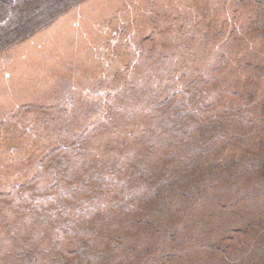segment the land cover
<instances>
[{"label": "rangeland", "instance_id": "obj_1", "mask_svg": "<svg viewBox=\"0 0 264 264\" xmlns=\"http://www.w3.org/2000/svg\"><path fill=\"white\" fill-rule=\"evenodd\" d=\"M253 2L85 0L0 52V264H261L259 226L207 244L264 220Z\"/></svg>", "mask_w": 264, "mask_h": 264}, {"label": "trees", "instance_id": "obj_2", "mask_svg": "<svg viewBox=\"0 0 264 264\" xmlns=\"http://www.w3.org/2000/svg\"><path fill=\"white\" fill-rule=\"evenodd\" d=\"M83 1L85 0H0V52L26 40L36 32L47 28L59 16ZM253 3L257 4L261 8H264V0H254ZM252 25H255V21L251 22L250 26ZM262 102L264 103V101ZM257 106L263 107L262 104H257ZM199 139L200 138H196L195 142ZM253 163V165H256L254 172L256 171V173H258L260 170V172L264 173V159H262V157H259L258 159L255 158ZM198 165L202 166L203 163H198ZM199 166H195V170H193L195 172V178L198 177L202 171L199 169ZM175 182L180 185V187H184L178 179H176ZM180 192L182 194L186 193L184 191ZM263 224L264 220L260 217L257 220L248 221L243 229H226L223 231L220 238L212 237L211 241L207 242L206 240V242L211 249L220 250L222 247L218 248V244L222 245L223 241L231 242L230 238L234 237L235 234L245 236L247 233L254 232V230L251 229H254L255 226H259L258 230L254 233L258 238L263 236L261 240L262 245H260V247H264ZM236 226L241 227L240 224H237ZM122 229H125V225H123ZM213 231L214 227L210 232L212 233ZM133 238L136 239L131 240L129 250L127 249L123 253L127 259L125 264H140L142 262L141 257L147 253V250L143 253V255L140 253L139 247L141 244L138 242L136 243L138 237L134 236ZM213 241H215V243H213ZM255 241L259 245L257 240ZM146 243H148V240H146ZM142 246H145V244H142ZM229 246L230 243H228V247H226V249L231 248ZM260 261L261 264H264V256L260 259Z\"/></svg>", "mask_w": 264, "mask_h": 264}]
</instances>
